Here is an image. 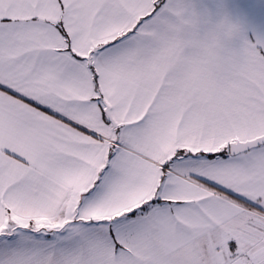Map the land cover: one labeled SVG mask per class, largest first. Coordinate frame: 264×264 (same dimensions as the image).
Wrapping results in <instances>:
<instances>
[{"label": "snow or ice", "instance_id": "6c2138e0", "mask_svg": "<svg viewBox=\"0 0 264 264\" xmlns=\"http://www.w3.org/2000/svg\"><path fill=\"white\" fill-rule=\"evenodd\" d=\"M0 264H264V0H0Z\"/></svg>", "mask_w": 264, "mask_h": 264}]
</instances>
